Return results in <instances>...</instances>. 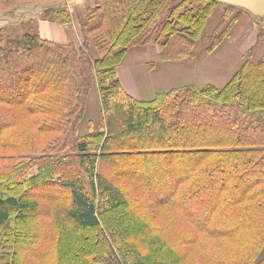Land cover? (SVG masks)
Instances as JSON below:
<instances>
[{"label": "trees", "instance_id": "1", "mask_svg": "<svg viewBox=\"0 0 264 264\" xmlns=\"http://www.w3.org/2000/svg\"><path fill=\"white\" fill-rule=\"evenodd\" d=\"M68 6L0 0L8 17L0 27L7 261L42 264L40 252L12 258L8 245L38 239L32 230L41 232L36 220L48 200L54 264H264V57H246L221 86L192 82L147 99L126 91L117 73L137 45L158 44L160 60L193 58L220 7L212 51L244 11L217 0H86L81 18ZM29 9L38 14L10 20ZM72 13L78 46L40 34L41 22L66 26ZM257 36L264 43V23ZM94 87L97 120L85 117ZM68 228L92 233L73 242Z\"/></svg>", "mask_w": 264, "mask_h": 264}, {"label": "crops", "instance_id": "2", "mask_svg": "<svg viewBox=\"0 0 264 264\" xmlns=\"http://www.w3.org/2000/svg\"><path fill=\"white\" fill-rule=\"evenodd\" d=\"M61 1L63 0H59L60 3H62ZM83 4L84 3L77 2L73 6V8H76L78 12L81 8H84ZM220 9H221L220 7H217L215 9V13L217 12L216 18H218V21L220 19L219 18L220 15L218 14L221 12ZM29 10L30 12H32V14H34L35 11L38 12V10L36 9H29ZM71 10L73 12V9ZM79 16L83 18V14H81V12H79ZM73 17L75 16L73 15ZM250 18L251 17L249 16V14L245 12H240L238 14L236 21L230 28L229 33L217 44V46L211 52L208 53L205 50V53L211 55L208 56V59L206 61H203L202 59H198L199 51L201 48H203L204 45L200 46L199 50L198 49L194 50L195 55L193 58L199 61L198 66L195 65L197 61L193 60V58L189 56H184L172 60L170 59V60L157 61V63H160L159 67L162 66V68L170 72L168 73L166 71H163L162 73L161 70L158 71L154 70L152 72L153 81L151 85L154 86L153 92L156 93L157 91L167 90L173 86H177L181 84H190L192 82L199 86L205 85L207 83H213L215 85L221 86L228 81V79L240 67V65L242 64L243 60L246 57L251 56L252 59H258L260 57H264V43L259 42L257 38L259 25L256 24L254 21H252ZM50 25H52L51 26L52 29L56 30V28H53L56 25L55 23L50 22ZM215 25H217V23H215L212 26L210 25L208 29L212 30ZM230 33L231 36L233 35L231 39L228 36ZM54 40L66 41L67 39L64 40L54 39ZM149 46L131 48L125 55V59L122 64L123 66L121 65L122 67L120 68L119 71L120 80L123 87L130 94L140 99H147V98L139 96L141 92V88L138 87L134 77V71L130 68L127 62H128V58L131 55L136 53L138 54L139 52H143V51L145 52ZM154 49L155 48H153V51L154 52L156 51L155 54L158 55L157 50ZM209 75H211L212 78H214L213 81L208 80ZM92 90L90 91V94L87 97L88 98L87 107H86L87 112L85 114V117L88 116L87 113L89 107L90 105H92L90 98L93 93ZM95 90H96L95 93L97 95L95 109L98 108V110H100V103H99L100 97L96 87ZM83 127L85 128L84 124ZM85 130L87 131V128L81 131L85 132Z\"/></svg>", "mask_w": 264, "mask_h": 264}, {"label": "rangeland", "instance_id": "3", "mask_svg": "<svg viewBox=\"0 0 264 264\" xmlns=\"http://www.w3.org/2000/svg\"><path fill=\"white\" fill-rule=\"evenodd\" d=\"M85 1L86 0H63L61 2L69 5L68 7H71L70 9H73V6L75 5V3H77V2L84 3ZM220 11L221 12L218 14L221 16L222 10L220 9ZM244 11H245V13H248L246 10H244ZM79 12H81V14H83L84 9L81 8L78 11V15H79ZM216 13H215V11L212 13L210 19L207 22V25L205 26V28H203L201 35L197 38L196 43L193 47V50H197V49L199 50L200 46L204 45L203 48L200 49L199 55H198V59H202L203 61H206L208 59V56H211V55H208L207 53H205V50L208 53L211 52L208 50V43L210 42V40H208V39H210V38H208V35L211 32V30H209L208 27L210 25L212 26L215 23H217L218 18H216ZM34 14L37 15L38 12L35 11ZM72 14L75 16V17H73L75 19L72 18L73 19L72 22L66 26H62V25L55 23L56 25H58V26L55 25V27H53V28H56V30L52 29V27H51L52 25H50V21H43L42 23H40L38 25V29H39L40 34L44 37H50L52 39H61V40L67 39V40L73 41L78 46L82 41L80 24H79V19L77 18V16L74 13H72ZM28 15L29 16L32 15V12H30V10L29 11H25V10L21 11L20 10V11L16 12V14L13 17H10V20L13 21V20H15V18H16V20H19L22 17H26ZM220 16H219V18H220ZM249 16L251 17L250 19L252 21H254L256 24H258V25H259V23L262 24V22L256 21L255 16H252L250 14H249ZM52 23H54V22H52ZM7 25H8V17H3V16L0 17V27H5ZM228 36L231 39V37L233 35L231 36V33H230ZM206 44H207V46H206ZM144 46H149V44L144 45ZM137 47H143V46L137 45ZM153 48H155L158 52L159 45L155 44V43H150V46L148 47V49L145 52L143 51V52H139L138 54L136 53V54L131 55L128 58V62H127L129 64L130 68L134 71V77H135V80H136L138 87L141 88V92H140L139 96H142L145 98H151L155 95V92H153L154 86L151 85L152 81H153L152 72L154 70H157V71L161 70L162 73H163V71H166L168 73L170 72V71H167L164 68H162V66L159 67L160 63H157V61H159L160 59L158 58L157 54H155L156 51L155 52L153 51ZM249 57H251V56H249ZM193 60L197 61V63L195 65L198 66L199 61L195 58H193ZM122 66L120 65L117 68V73H118L119 79H120L119 71H120V68ZM208 80L213 81L214 78H212V76L209 75ZM92 92H93L92 96L90 97L92 105H90V107H89V110L87 113L88 116H86V119H89V117H91V118H93V120H95L99 116L98 108L95 109L96 97H97V95L95 93L96 92L95 87L93 88ZM99 103H100V98H99ZM83 124H84L85 128L83 127ZM85 124H86V122L81 123L82 128L80 126V129L82 131H83V129L87 128V125H85ZM35 171H36L35 168H33L31 170V172H35ZM58 190H60V189H58ZM55 191H57V190H55ZM60 192L62 194H60L59 196L57 194H53V195H55V196H53L54 199H57V196L61 197V195H63V192H64L63 189ZM36 193L38 196H42V194L46 195V190H45V188H42V189L37 190ZM49 196H51V194ZM47 206L48 207L50 206L49 201L43 200L41 203L42 215L40 217H38V220H36V224H40V226H41V229H42L41 232L37 233L36 230L35 231L32 230V232H34V234L37 235L36 239L37 238L38 239L37 240L30 239V243L27 244L26 246H25V244H22V243H16L17 241H15L14 244H12V245H8L9 246L8 254L10 256L12 254V258H13V256H15L17 254L19 255L20 253H22L23 256L29 258L32 251H38V252H40V255L38 257L40 258L39 260L42 264H54L51 257L53 258V256H54L53 255V248L55 246V240L57 238V233H55V231L53 230V228L51 226V222H52L51 219H49V216H46L45 211H46ZM64 232H65V234H69L71 236L69 238H71L73 240V242H75L78 238L79 239H81V238L87 239L88 237L87 236L84 237V235H90V233H92L91 230L90 231L89 230H83V231L78 230V231H76V230H72L69 228L65 229ZM3 237H4L3 234H1V237H0L1 238L0 239V264H16L13 261H7V259L4 256V249L3 248H7V244L3 241V239H2ZM63 240H64V238H63ZM51 247H52V249H51ZM50 249H51V251H50ZM46 250H49V251L45 252ZM70 254L73 257H77V255L72 251L70 252ZM262 254H264V249H263ZM9 258H11V257H9ZM66 259L69 263L79 262V260L73 261L72 259H69V257H66Z\"/></svg>", "mask_w": 264, "mask_h": 264}, {"label": "water", "instance_id": "4", "mask_svg": "<svg viewBox=\"0 0 264 264\" xmlns=\"http://www.w3.org/2000/svg\"><path fill=\"white\" fill-rule=\"evenodd\" d=\"M217 1L225 5L238 7L242 9V11L246 10L250 15L256 17V21L264 23V0H217Z\"/></svg>", "mask_w": 264, "mask_h": 264}]
</instances>
